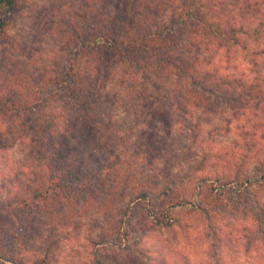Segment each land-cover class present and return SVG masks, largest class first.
Returning a JSON list of instances; mask_svg holds the SVG:
<instances>
[{"label": "clouds", "instance_id": "9594fccd", "mask_svg": "<svg viewBox=\"0 0 264 264\" xmlns=\"http://www.w3.org/2000/svg\"><path fill=\"white\" fill-rule=\"evenodd\" d=\"M0 264H264V0H0Z\"/></svg>", "mask_w": 264, "mask_h": 264}]
</instances>
